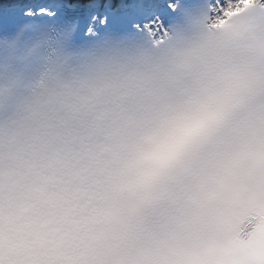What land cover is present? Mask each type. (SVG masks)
<instances>
[{
    "label": "clouds",
    "instance_id": "clouds-1",
    "mask_svg": "<svg viewBox=\"0 0 264 264\" xmlns=\"http://www.w3.org/2000/svg\"><path fill=\"white\" fill-rule=\"evenodd\" d=\"M33 40L0 35V264H162L239 165L264 168V96L232 83L264 62V32L179 67ZM162 187L178 216L144 211Z\"/></svg>",
    "mask_w": 264,
    "mask_h": 264
},
{
    "label": "snow or ice",
    "instance_id": "snow-or-ice-1",
    "mask_svg": "<svg viewBox=\"0 0 264 264\" xmlns=\"http://www.w3.org/2000/svg\"><path fill=\"white\" fill-rule=\"evenodd\" d=\"M56 32L67 54L118 55L171 62L227 60L250 34L264 32V0H4L0 35L34 37L33 49ZM236 92L264 96V62L232 77ZM217 194L213 219L191 235L170 233L155 251L162 264H256L264 246V168L241 164ZM179 194L162 187L144 211L176 217Z\"/></svg>",
    "mask_w": 264,
    "mask_h": 264
}]
</instances>
